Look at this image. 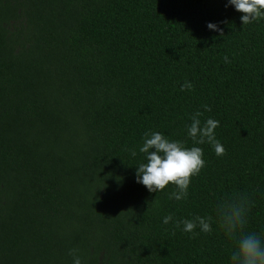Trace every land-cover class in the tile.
Returning a JSON list of instances; mask_svg holds the SVG:
<instances>
[{"label": "trees", "instance_id": "obj_1", "mask_svg": "<svg viewBox=\"0 0 264 264\" xmlns=\"http://www.w3.org/2000/svg\"><path fill=\"white\" fill-rule=\"evenodd\" d=\"M241 16L228 0H0V264H73V249L82 264H230L215 207L234 192L264 235V19ZM197 111L225 154L196 145L187 199L150 192L145 132L191 147ZM197 215L211 233L175 227Z\"/></svg>", "mask_w": 264, "mask_h": 264}, {"label": "clouds", "instance_id": "obj_2", "mask_svg": "<svg viewBox=\"0 0 264 264\" xmlns=\"http://www.w3.org/2000/svg\"><path fill=\"white\" fill-rule=\"evenodd\" d=\"M235 9L242 13V25L259 22L264 19V0H228ZM227 6V5H226ZM210 30L218 31L224 35L223 29L216 23L209 22ZM228 62V57H224ZM193 85L189 81L181 87V91L191 90ZM205 110L211 111L208 105ZM200 111L191 116V123L187 126V134L193 141V146L187 147L185 142L170 140L162 132H145L144 142L139 147V152L144 156V162L137 165L136 180L143 184L150 192H161L169 185L175 190L168 193L169 199L176 201L185 200L188 197V189L192 178L198 176L205 166L203 149L196 145L210 144L214 147L215 154H225L223 145L217 140L215 129L219 121L208 118L203 124ZM131 156L135 157L137 152L131 150ZM254 206L248 193L234 192L218 200L215 213L219 228L224 232L234 248L230 255V264H264V235L246 231L248 213ZM173 221L170 214L163 219L164 224ZM212 216H195L192 219L178 220L176 228L183 232L198 234L200 232L211 233ZM78 249L70 250L69 255L73 257V264H82Z\"/></svg>", "mask_w": 264, "mask_h": 264}]
</instances>
